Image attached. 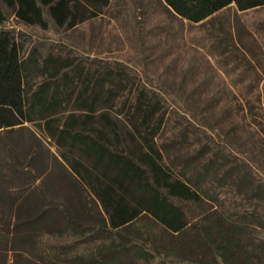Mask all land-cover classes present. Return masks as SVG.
<instances>
[{
	"label": "trees",
	"instance_id": "trees-1",
	"mask_svg": "<svg viewBox=\"0 0 264 264\" xmlns=\"http://www.w3.org/2000/svg\"><path fill=\"white\" fill-rule=\"evenodd\" d=\"M231 5L249 38L233 35ZM262 8L264 0H0V134L43 120L50 137L79 144L99 177L96 224L35 187L50 206L16 224L29 227L34 264H264V181L208 133L264 164ZM103 17L135 59L90 56L85 31ZM10 19L61 37L32 39ZM178 19L189 25L186 36ZM70 102L85 111L83 122L98 102L123 114L132 145L74 129L73 118L56 125V110ZM100 116L119 140L115 123ZM0 170L21 173L3 157ZM141 217L160 225L161 237L132 235ZM11 228L2 214L0 242Z\"/></svg>",
	"mask_w": 264,
	"mask_h": 264
},
{
	"label": "rangeland",
	"instance_id": "rangeland-1",
	"mask_svg": "<svg viewBox=\"0 0 264 264\" xmlns=\"http://www.w3.org/2000/svg\"><path fill=\"white\" fill-rule=\"evenodd\" d=\"M262 11L264 8L255 10V13ZM226 13L229 16V27L233 35H241L245 38L252 35L244 22L245 20H243V14L239 13L235 7L229 6ZM250 13L253 11L246 13V15ZM145 20L142 16L140 21ZM112 23L107 17H103L102 20L89 25L85 31H88L85 44L90 45V56L94 59L103 60H113L120 57L124 59L125 57V61H132L136 57L135 53L123 42L119 30H116ZM152 23L144 24V30H148ZM177 23V30L180 35L186 36V31L189 29L188 23L180 19ZM7 25L16 29H24L23 31L29 33L32 39H39L40 37L42 40L52 42L61 37L59 34L54 35V33L34 34V31L18 25L13 19H10ZM75 49V53L82 52L80 48ZM152 66L157 67V65ZM165 94L169 100L172 99L170 93ZM84 112V110L76 109L74 103L70 102L65 109H57L53 117L56 119V125H63L68 119L73 118L76 120L74 129L93 135L100 130L109 138L112 145L113 143L118 144V142L119 147L121 144L132 145L130 138H128L132 127L123 114L113 112L99 102L93 117L87 122H83ZM102 113H106L115 123L120 134L119 140L103 121L100 116ZM208 133L215 141L224 145L226 152L230 151V153L237 155L257 178L264 181V164L261 160L254 158L253 154L249 152L240 154L235 148L231 149L232 147L228 146V142L225 143L222 135L213 131L212 133L208 131ZM80 150L79 144L70 140L59 143L56 137H50L48 130L44 127L43 120L39 119L34 122L28 121L0 134V158L11 159L22 173L17 177L11 170L6 172L0 170V216L5 215L12 225L9 241L0 242V264H34V254H32L30 242L26 236L29 227L26 225L20 227L19 224H16L28 222L36 214L50 206L48 201L41 199L42 197L37 194L36 186H43V191L49 200L65 205L83 223L96 224L95 222L99 220L103 210L92 189L94 177L99 178L95 175L98 172L93 170L92 160L87 156L85 157ZM77 161L79 165L75 164ZM30 175L35 178L32 183L30 182ZM161 230L157 223L146 217H141L131 234L140 236V240L156 239L161 237ZM251 236L254 235H247L248 238ZM132 264L161 263L133 260Z\"/></svg>",
	"mask_w": 264,
	"mask_h": 264
}]
</instances>
